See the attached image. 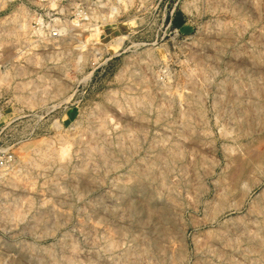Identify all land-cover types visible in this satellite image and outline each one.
Masks as SVG:
<instances>
[{"label": "rangeland", "instance_id": "1", "mask_svg": "<svg viewBox=\"0 0 264 264\" xmlns=\"http://www.w3.org/2000/svg\"><path fill=\"white\" fill-rule=\"evenodd\" d=\"M0 264H264V0H0Z\"/></svg>", "mask_w": 264, "mask_h": 264}]
</instances>
